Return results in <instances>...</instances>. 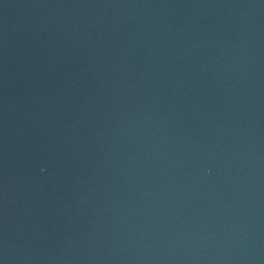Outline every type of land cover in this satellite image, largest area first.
Wrapping results in <instances>:
<instances>
[{"label":"water","instance_id":"95a60500","mask_svg":"<svg viewBox=\"0 0 264 264\" xmlns=\"http://www.w3.org/2000/svg\"><path fill=\"white\" fill-rule=\"evenodd\" d=\"M0 264H264V0H0Z\"/></svg>","mask_w":264,"mask_h":264}]
</instances>
